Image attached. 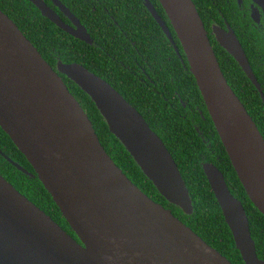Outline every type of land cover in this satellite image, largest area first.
<instances>
[{"label": "water", "instance_id": "water-1", "mask_svg": "<svg viewBox=\"0 0 264 264\" xmlns=\"http://www.w3.org/2000/svg\"><path fill=\"white\" fill-rule=\"evenodd\" d=\"M59 28L91 43L87 29L60 0H28ZM182 47L208 114L251 202L264 215V137L220 68L193 0H158ZM241 0H238L240 3ZM251 18H264V0H252ZM167 39L178 48L151 0H143ZM215 40L238 62L264 100L234 30L212 25ZM94 102L108 130L169 203L185 214L192 199L163 140L112 85L83 65L57 63L55 70L0 9V127L32 166L77 236L0 174V264H233L169 208L154 201L115 164L60 74ZM22 172L33 175L1 150ZM203 171L244 264L258 257L242 203L222 172Z\"/></svg>", "mask_w": 264, "mask_h": 264}, {"label": "trees", "instance_id": "trees-1", "mask_svg": "<svg viewBox=\"0 0 264 264\" xmlns=\"http://www.w3.org/2000/svg\"><path fill=\"white\" fill-rule=\"evenodd\" d=\"M60 1L87 28L91 44L59 28L28 0H0V9L16 23L54 69H57L58 62H77L106 80L140 112L174 158L192 199L191 214H185L159 194L120 141L109 132L91 98L60 73L88 115L104 149L126 176L154 201L169 208L233 264H244L202 168L204 162L214 164L222 172L230 192L242 203L256 253L264 262V215L249 199L232 166L159 1L151 0L168 25L178 53L143 0ZM193 2L224 77L264 137V100L260 92L210 31L211 25L223 23V19L230 23L264 94V39L257 24L249 15L238 13L234 0ZM0 150L33 176L17 169L1 154L0 174L77 239L32 166L1 127Z\"/></svg>", "mask_w": 264, "mask_h": 264}, {"label": "flooded vegetation", "instance_id": "flooded-vegetation-1", "mask_svg": "<svg viewBox=\"0 0 264 264\" xmlns=\"http://www.w3.org/2000/svg\"><path fill=\"white\" fill-rule=\"evenodd\" d=\"M227 1H229V0H227ZM235 2H236V4H237V9H238V13H240L242 16H245V15H249V17L251 18V9H252V5L254 6V4H253V2H252V0H241V2L240 3H238V0H234ZM45 2L47 3V5L48 6H50L51 8H53L56 12H58L59 14H60V16H61V18L64 20V22L65 23H67L68 25H72V23L70 22V20H69V18L66 16V15H64L62 12H60V10L53 4V2L51 1V0H45ZM76 16V15H75ZM220 16H221V18H223L222 17V15L220 14ZM77 17V16H76ZM78 18V17H77ZM79 19V18H78ZM252 19V18H251ZM79 21H80V19H79ZM252 21L254 22V23H256L257 24V28H258V30H259V32L261 33V35L263 36H261V38L262 39H264V18H263V15L261 14L260 15V20H259V22H255L253 19H252ZM80 23H81V21H80ZM83 26H84V24L83 23H81ZM215 25H219V26H221L222 28H224V29H226V27H227V25H229L231 28H232V26L230 25V23L227 21V20H225V19H223V23H220V22H216V23H214ZM85 27V26H84ZM86 28V27H85ZM211 30L210 31H212V25H211ZM87 29V28H86ZM233 29V28H232ZM234 30V29H233ZM88 31V30H87ZM234 32H235V30H234ZM82 41V40H81ZM88 44H91V43H88ZM173 45V44H172ZM55 70H57V69H55ZM60 74V73H59ZM33 176V175H32Z\"/></svg>", "mask_w": 264, "mask_h": 264}]
</instances>
